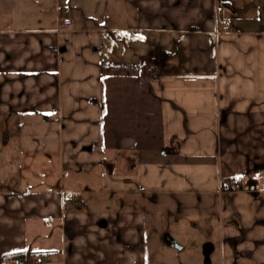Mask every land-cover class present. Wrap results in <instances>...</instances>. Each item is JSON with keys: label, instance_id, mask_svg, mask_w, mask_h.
Returning a JSON list of instances; mask_svg holds the SVG:
<instances>
[{"label": "crops", "instance_id": "0c3cea01", "mask_svg": "<svg viewBox=\"0 0 264 264\" xmlns=\"http://www.w3.org/2000/svg\"><path fill=\"white\" fill-rule=\"evenodd\" d=\"M0 110L59 156L0 191V264H264V0H0Z\"/></svg>", "mask_w": 264, "mask_h": 264}, {"label": "rangeland", "instance_id": "374dc122", "mask_svg": "<svg viewBox=\"0 0 264 264\" xmlns=\"http://www.w3.org/2000/svg\"><path fill=\"white\" fill-rule=\"evenodd\" d=\"M157 61L159 63V58ZM160 67H162L161 64ZM162 72L163 70L160 73V77L162 76ZM150 74L153 76L151 70ZM160 77L157 80H159ZM18 129L19 117L15 114L4 113L2 110H0V191L8 192L19 190L20 188H24L26 184H29L28 186H33L35 190L45 188V181L54 180L58 175L59 156L57 157L53 155L48 157L45 155L39 156L33 155L32 153H22L20 151V133ZM127 173L128 170L125 167H119L115 172L116 175H126ZM74 176L75 175L73 170L70 168H66L65 177L63 178L64 184H71V182H74ZM237 180H239V186L234 189V191H245L247 178H227L226 180H224L223 184H225L226 182H233ZM260 182V187H264V178H260ZM88 187H91L94 190H101L103 186L100 181H97L96 183H90L85 182L83 179L82 184L80 188L78 187V189L82 191L87 189ZM75 188H77V186H75ZM120 197L125 198L126 195ZM209 220L207 216L203 215H200L197 217V219H195V222H197L200 227V231L194 232L193 234H197V238L199 240L206 239L208 241L212 238L205 237L204 235V231L210 226L209 223H214V220L210 217ZM201 249L202 248H200V250Z\"/></svg>", "mask_w": 264, "mask_h": 264}, {"label": "built area", "instance_id": "2783aa9c", "mask_svg": "<svg viewBox=\"0 0 264 264\" xmlns=\"http://www.w3.org/2000/svg\"><path fill=\"white\" fill-rule=\"evenodd\" d=\"M71 22L70 21H63V24L69 25ZM233 24V21L228 19V20H222L220 22V26L224 31L230 30L231 26ZM158 57L152 56L150 59V70L153 74L154 79H158L160 77L161 73V67L160 63H158ZM239 186V180L233 181V182H226L223 185V192L227 191H234ZM51 257L49 255L46 256H40L37 257L33 260H27L25 258H15L12 262V264H49L51 262Z\"/></svg>", "mask_w": 264, "mask_h": 264}, {"label": "trees", "instance_id": "16d2710c", "mask_svg": "<svg viewBox=\"0 0 264 264\" xmlns=\"http://www.w3.org/2000/svg\"><path fill=\"white\" fill-rule=\"evenodd\" d=\"M103 66L104 67H116V68H125L126 67V65H124V64H116V63L103 64ZM22 257H23L22 254H15V255L8 256V258H11V259L22 258Z\"/></svg>", "mask_w": 264, "mask_h": 264}, {"label": "water", "instance_id": "95a60500", "mask_svg": "<svg viewBox=\"0 0 264 264\" xmlns=\"http://www.w3.org/2000/svg\"><path fill=\"white\" fill-rule=\"evenodd\" d=\"M107 167H108L109 170H111V166H110V165H108ZM251 191L254 192L253 195H254L255 197L258 196V192H256V187H255V185L251 187ZM203 253H204V257H205V259H206V263H207V264H210V261H209V253H208L207 248H204V252H203Z\"/></svg>", "mask_w": 264, "mask_h": 264}, {"label": "flooded vegetation", "instance_id": "af4514ba", "mask_svg": "<svg viewBox=\"0 0 264 264\" xmlns=\"http://www.w3.org/2000/svg\"><path fill=\"white\" fill-rule=\"evenodd\" d=\"M247 189V188H246ZM227 192H230V191H227ZM256 192H258L257 190H256ZM248 193H250L251 194V196H253L254 198H256V199H258L259 197H260V192H258V196L257 197H255L254 195H253V191H249V189H248Z\"/></svg>", "mask_w": 264, "mask_h": 264}]
</instances>
